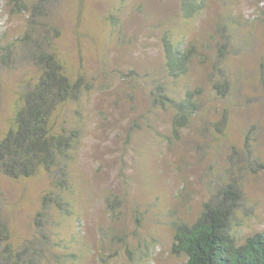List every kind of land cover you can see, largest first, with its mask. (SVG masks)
I'll use <instances>...</instances> for the list:
<instances>
[{"label":"rangeland","instance_id":"1","mask_svg":"<svg viewBox=\"0 0 264 264\" xmlns=\"http://www.w3.org/2000/svg\"><path fill=\"white\" fill-rule=\"evenodd\" d=\"M43 1L26 0L28 10L17 13L0 0V43L47 27L67 75L88 87L54 119L80 134L67 168L70 215L51 210L38 226L51 174H0V222L12 247L32 246L34 264H183L172 253L173 223L194 222L233 178L245 196L237 237L263 232L264 0H199L193 19L181 0ZM166 33L197 48L183 79L165 71ZM219 63L230 85L224 98L210 84ZM35 73L30 63L0 71V140ZM161 84L177 97L201 91V111L178 133L174 112L152 104ZM247 142L263 168L243 160Z\"/></svg>","mask_w":264,"mask_h":264},{"label":"trees","instance_id":"2","mask_svg":"<svg viewBox=\"0 0 264 264\" xmlns=\"http://www.w3.org/2000/svg\"><path fill=\"white\" fill-rule=\"evenodd\" d=\"M17 13L26 12V0H10ZM43 3L44 1L41 0ZM39 3L36 9L43 6ZM186 19H193L203 10L199 0H181ZM54 30V29H53ZM162 46L165 71L168 77L185 78L197 59V48L186 46L164 34ZM50 29L28 31L9 44L0 43V71L18 64L30 63L36 73L25 81L18 92L11 125L0 140V174L10 179H28L44 171L52 175V188L42 198L37 215L38 226L46 221L51 210L71 214V204L65 193L68 185V163L80 139L78 130L55 124V115L63 106L80 100L87 90L83 76L73 79L67 75L61 58L52 50ZM264 85V64L261 68ZM213 91L225 97L230 85L220 63L210 77ZM154 107L174 112L175 132L188 127L201 111V91L186 89L180 97L164 85H157L151 93ZM244 161L261 167L246 144ZM220 185L201 215L192 223H173L175 239L172 253L185 258L183 264H264V231L244 241L236 235L237 213L243 207L245 196L236 180ZM6 226L0 222V264H34L36 254L32 246L16 250L5 235ZM46 238V236H43Z\"/></svg>","mask_w":264,"mask_h":264}]
</instances>
